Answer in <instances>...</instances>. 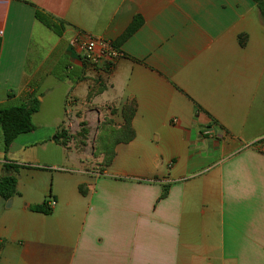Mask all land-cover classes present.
<instances>
[{"label":"crops","instance_id":"1","mask_svg":"<svg viewBox=\"0 0 264 264\" xmlns=\"http://www.w3.org/2000/svg\"><path fill=\"white\" fill-rule=\"evenodd\" d=\"M0 32V112L38 97L27 134H43L7 150L0 124V178L19 169L11 206L0 200V264H264L253 0H0ZM77 33L123 57L90 66L70 46ZM126 115L134 137L85 165L73 145L82 124L121 131ZM52 200L50 214L31 211Z\"/></svg>","mask_w":264,"mask_h":264},{"label":"trees","instance_id":"2","mask_svg":"<svg viewBox=\"0 0 264 264\" xmlns=\"http://www.w3.org/2000/svg\"><path fill=\"white\" fill-rule=\"evenodd\" d=\"M261 10L262 16L264 18V0H253ZM37 18L44 22L48 27L59 33V29L52 23L49 19L45 18L42 14L37 13ZM133 27L131 29L134 30ZM240 44L245 45V39L241 37ZM41 109V102L38 97L30 98L27 102L11 106L9 108L3 109L0 112V124L2 127L6 149L8 150L13 142L22 134H27L35 131V125L33 122V116L38 113ZM126 126L123 130L119 131L106 123L101 126L102 134L100 135V147L103 151H109L111 145L119 142L122 138L132 139L134 137V132L131 129L130 120L131 115H126ZM83 134L87 135L89 130L86 124H82ZM103 135V136H102ZM58 142L63 146H67L70 142V136L66 131L62 132V135L58 137ZM5 174L0 178V200L9 201L17 195V173L18 167L13 164H6ZM48 203H43L41 205H36L31 207V211L37 213L50 214L51 209L47 205Z\"/></svg>","mask_w":264,"mask_h":264},{"label":"built area","instance_id":"3","mask_svg":"<svg viewBox=\"0 0 264 264\" xmlns=\"http://www.w3.org/2000/svg\"><path fill=\"white\" fill-rule=\"evenodd\" d=\"M70 46L82 61L92 67L105 66L111 68L123 57V53L112 41L104 38H95L84 33H77L70 40ZM174 122L177 123L178 120L175 119ZM47 205L52 209L56 202L52 200Z\"/></svg>","mask_w":264,"mask_h":264},{"label":"rangeland","instance_id":"4","mask_svg":"<svg viewBox=\"0 0 264 264\" xmlns=\"http://www.w3.org/2000/svg\"><path fill=\"white\" fill-rule=\"evenodd\" d=\"M87 128V127H85ZM83 129L78 130V134L75 138V141L73 143L74 147L80 152V158L81 160H84L85 165L94 166L96 163L93 161L91 164L89 161V154L91 151L100 152V135L102 134V131L99 133L98 129L96 127L90 128V131L87 133V135L83 134ZM88 129V128H87ZM89 130V129H88ZM99 134V135H98ZM30 137L28 139L35 140L37 137H41L43 134L42 132H38L37 134H34L36 136H33L32 134H27ZM103 136V135H102ZM62 153H76V150L72 148V150H62ZM65 165H63L64 167Z\"/></svg>","mask_w":264,"mask_h":264},{"label":"water","instance_id":"5","mask_svg":"<svg viewBox=\"0 0 264 264\" xmlns=\"http://www.w3.org/2000/svg\"><path fill=\"white\" fill-rule=\"evenodd\" d=\"M11 204H12V201L10 200L9 203H8V206H11Z\"/></svg>","mask_w":264,"mask_h":264}]
</instances>
